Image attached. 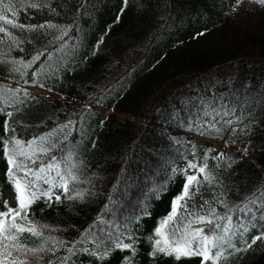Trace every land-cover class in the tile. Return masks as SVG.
Here are the masks:
<instances>
[{
	"label": "trees",
	"instance_id": "1",
	"mask_svg": "<svg viewBox=\"0 0 264 264\" xmlns=\"http://www.w3.org/2000/svg\"><path fill=\"white\" fill-rule=\"evenodd\" d=\"M223 5L0 0V75L90 105L0 85V223L12 224L4 194L16 191L14 173L38 197L16 223L40 233L0 235V264H202L200 256L152 254L190 174L199 183L165 235H186L193 248L201 237L212 241L204 264H264V5L241 18L220 12ZM204 17L211 24L198 28ZM14 25L68 30L23 37ZM93 106L142 121L102 119ZM170 128L235 150L189 143ZM10 234L18 240L3 239Z\"/></svg>",
	"mask_w": 264,
	"mask_h": 264
},
{
	"label": "snow or ice",
	"instance_id": "2",
	"mask_svg": "<svg viewBox=\"0 0 264 264\" xmlns=\"http://www.w3.org/2000/svg\"><path fill=\"white\" fill-rule=\"evenodd\" d=\"M243 2V0H236V7H239V5ZM253 3H258L261 5H264V0H251ZM125 3H127V0H125ZM34 6V5H33ZM7 7V6H6ZM5 19L3 15H0V20ZM6 23H12L10 20H6ZM16 26V25H14ZM4 31L3 28H0V32ZM23 155V154H22ZM8 163L10 165H16V161L9 157ZM18 167V166H17ZM192 167H195L194 165ZM11 173V169L9 170ZM200 172H204V168L200 169ZM13 175V183L15 186V190L18 193V202L19 207L17 209H11L8 213V215H11L12 217V224L10 229L6 228L4 223H0V235L4 234L5 232H11V230H14L16 233H24L25 231L31 232L33 235H39L35 228H25L19 224L16 223V218L21 217V213L25 212L27 207L38 197L35 193H30L29 195L25 194V187L21 184L20 180L15 179V174ZM75 179V177H73ZM205 179H210L209 177H205ZM198 184L199 181L197 180L196 176H188L187 181L184 185L183 191L179 197H177L176 200L172 202V208L169 215L165 218V220L161 221V226L156 229V235L159 237L158 239H155L154 241V251L153 255L156 254H165L174 256L175 259L179 260L181 257H190V256H200L202 257V264L204 262H207L208 260L212 259L209 255V245L212 244V241H209L203 237L199 240V247L193 248L192 246V240L188 239L186 235H182L179 240L173 239L172 236L165 235V233L162 231L163 227L168 224L169 221L173 220V218L176 216V213L178 211V208L181 206L180 202L184 201L185 198H191L190 194V186L193 184ZM43 195H48V193H44ZM49 199L51 197L49 196ZM57 200H59V197H56ZM24 218V217H21ZM200 232L197 231L192 234L193 240L197 237H200ZM4 240H11L16 241L18 240L17 235H4ZM257 239H260V237H257ZM5 249H7L8 245H4ZM117 247H121L120 245H117ZM123 248H129L130 245H123ZM21 250L22 246H21ZM35 252V250H31ZM11 255V253H7L5 256V259H7V256ZM222 254L220 252H217L215 256L218 258ZM12 264H16V261L13 260ZM23 264V262H21Z\"/></svg>",
	"mask_w": 264,
	"mask_h": 264
},
{
	"label": "rangeland",
	"instance_id": "3",
	"mask_svg": "<svg viewBox=\"0 0 264 264\" xmlns=\"http://www.w3.org/2000/svg\"><path fill=\"white\" fill-rule=\"evenodd\" d=\"M217 2L224 4L223 6L219 7V10H220V12L224 13L225 15H227L230 18H241L244 16V14L247 10H253V9H256L257 7L260 6V4H258V3L251 2V0H243V2L239 5V7H236V0H217ZM203 20H205L206 22L203 25L198 26V28H203V27L209 26L211 24L210 20L206 19L205 17L203 18ZM101 21H102V19L99 20L98 22L101 23ZM193 24H195V23H193ZM101 25H102V23H101ZM101 25H94L93 28L97 29ZM12 31L13 32L15 31L16 34H20L23 37H28L31 34H64L65 28H63L62 26H55V25H45V26H40V27H21V28H16V26L15 27L12 26ZM89 44H90L89 42H85L84 48L81 49L80 52L85 53V51H84L85 46H87ZM2 79L0 77V83H5L7 85L9 84V86H16V84L14 82H11V81H9L10 83L7 82L8 80H6L7 83L1 82ZM24 88H26V89H23L22 91H24L30 95L39 97V98H44V99H47L50 101H53V100L65 101V102L70 103L71 105L76 106L77 108H81L82 106L85 105L82 102L70 99L69 97H66V96H59L58 94L53 93V92L48 91V90H45V89H38V88H33V87H24ZM93 109L101 115L102 119L115 116L122 121H127V120L128 121H134V122L141 121L140 117L121 114V113L115 111L111 106L110 107L98 106V107H95ZM62 134H63L62 130L55 132L53 135L50 136V138L46 141V143H51L55 139L60 138L62 136ZM218 145L219 146H225L224 143L215 144V147L218 150L222 149ZM244 154H246V151H242V155H244ZM4 195H6L5 198L8 202L7 211L14 209L15 204L19 203L18 199H17V192L13 191L12 193H5Z\"/></svg>",
	"mask_w": 264,
	"mask_h": 264
},
{
	"label": "bare ground",
	"instance_id": "4",
	"mask_svg": "<svg viewBox=\"0 0 264 264\" xmlns=\"http://www.w3.org/2000/svg\"><path fill=\"white\" fill-rule=\"evenodd\" d=\"M173 38L174 39L178 38V35H175ZM183 136H184V139L186 141H188L189 143H191L190 141H194L197 144H200V143H198L201 140L200 137H197L195 135H190V134H183ZM146 197H147V200L146 201H150V200L155 199L156 198V195L155 194H147Z\"/></svg>",
	"mask_w": 264,
	"mask_h": 264
}]
</instances>
